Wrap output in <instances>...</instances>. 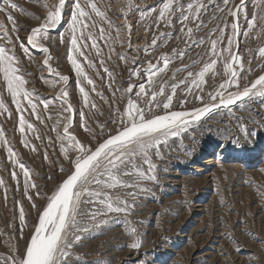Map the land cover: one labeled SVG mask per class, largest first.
<instances>
[{
  "label": "snow or ice",
  "instance_id": "1",
  "mask_svg": "<svg viewBox=\"0 0 264 264\" xmlns=\"http://www.w3.org/2000/svg\"><path fill=\"white\" fill-rule=\"evenodd\" d=\"M133 7L129 3V11L124 12L123 22L116 24L101 10L97 0H56L55 3L44 4L46 12L38 18L37 26L27 29L29 34L22 38L19 36L16 18L12 15V10L18 9L19 5L14 0H0V12L5 13L6 20L11 23V27L0 23V116L9 120L15 115V123L22 137L20 143L31 151L37 150L26 134L34 133L35 139L41 142L43 137L29 118L34 117L35 120L45 123L47 119H52V116L44 115L48 111L49 102L43 101L41 109V101L37 98L35 90L28 88L29 80L26 76L31 74L24 67L22 57L32 59L30 48L43 53V64L49 68V73L55 74L64 85L57 97L60 107L54 125L56 137L55 140L49 137L48 144L54 148L58 144V155L67 162V167H59L58 172L62 175L51 193L40 190V185L30 179L31 170L20 160L19 153L0 124V147L6 149L7 159L13 165L11 178L17 186L20 185L19 174L15 171L19 168L23 176L22 196L30 203L31 208L36 210L35 222L29 225V214L26 213L22 201H15L18 224H14L13 228L18 231L15 236L8 237L9 240L15 239V244H9L6 251L0 253V264H77L78 257L74 259V253L82 246L85 237L107 226L112 218L129 214L135 206L136 189L142 192L150 191L146 187L142 188L138 181L157 180V165L153 163L152 156L162 158L161 149L169 143L170 138L181 137L191 126L199 125L221 108L230 109L246 100L264 98V46L258 48L260 63L257 67L262 69L261 74L252 80L245 75L246 72H253L252 60L247 61L246 68L245 57L239 49L241 36L254 39L264 33V0H257L260 14L257 15L254 11L250 19L246 0H239L238 4L235 0H222V4L218 0H156L147 10L136 9L139 13L138 22H143L146 18L151 21L144 23L145 32L151 30L154 33L150 45L143 48L146 57L151 56L158 41L166 43V38L173 35L172 32L164 31L156 35V31L161 27L173 29L176 24L180 25L178 32L183 36L188 49L207 45L205 54L208 59L203 63V67L198 72L188 70L189 65L176 69V72L186 71L187 75L177 81L174 72V82L171 84L167 81L158 82L155 78L158 73L166 72L174 59H183L186 50L173 49L172 56H160L157 64H153L149 58L146 60V67H142L145 61L139 55L130 56L116 51L117 44L120 47L125 46V39L128 41L127 47L132 48L130 38L133 25L128 17L135 15L131 11ZM209 11L213 12L212 19H217V13L220 14L222 26L218 23L205 36L196 38L194 34L206 27L202 17ZM241 17L247 21V29L243 32L239 23ZM60 28L64 31L58 33V42L67 45L66 58L76 76L79 92L77 106L69 99V77L56 72L50 65V33ZM125 30L127 37L122 35ZM12 33L16 35L13 36ZM86 49L88 52L94 51L95 56L99 58L100 67L107 74L111 98L105 97L103 91L97 90L96 81L88 75L80 62L79 58L82 57L87 60L89 68H96ZM105 49L108 60L115 54L120 61L136 65L128 69L127 88H113L114 76L106 65ZM135 51L139 53L140 49ZM247 51L251 52L252 49ZM218 62L223 65V75L227 79L220 83L217 89L205 95V76L209 72L216 74ZM96 74L99 76V71ZM136 81L142 82L137 84ZM244 81L247 82L241 86ZM117 91L120 92L119 97L116 95ZM91 93H95L109 108V115L103 122L95 120L94 126L90 121L97 115L103 116L104 113L91 98ZM189 97L199 101V105L193 104L192 108H187L186 105L191 102ZM6 98H10V103H6ZM261 103L264 106V101ZM176 105H179V108ZM81 129L86 136L82 134ZM244 132L246 135H257L255 129L249 133L245 128ZM44 158L50 159L47 151ZM138 161H142L146 166L147 174L141 170ZM126 177H135V181L130 182ZM48 179L52 177L49 176ZM124 189L133 191H114ZM0 190L4 202L7 203L8 184L2 177ZM127 197H131L132 202H129ZM35 198L43 199L44 204L38 205ZM25 228H28L27 233ZM131 232L135 233L136 229H131ZM4 235L6 234L0 233V237ZM230 239L238 245L235 251L242 252L239 241L234 237ZM256 240L258 243H264L259 236ZM126 246L139 250L142 241L135 237ZM256 258L259 259V256Z\"/></svg>",
  "mask_w": 264,
  "mask_h": 264
},
{
  "label": "rangeland",
  "instance_id": "2",
  "mask_svg": "<svg viewBox=\"0 0 264 264\" xmlns=\"http://www.w3.org/2000/svg\"><path fill=\"white\" fill-rule=\"evenodd\" d=\"M14 2L19 5V8L12 10V15L16 18L19 36L25 38L29 34L27 29L37 26L38 18L46 12L44 4H52L56 0H14ZM97 2L101 10L105 11L106 15L116 24L123 22V14L129 11V3L134 6L131 11L135 15L128 17L133 25L130 38L132 48L127 47L128 41L125 39V46L120 47L117 44L116 51L127 53L130 56L139 55L145 61L142 67L147 66L146 60L149 58L153 64H157L160 56H172L173 49L186 50L183 59H174L166 72L157 74L155 79L158 82L173 83L174 72L176 73L175 80L183 79L187 72H176V69L189 65L188 70L198 72L208 59L205 54L206 44L187 48L183 36L178 32L179 24H176L173 29L161 27L157 30L156 35L161 31L172 32L173 35L166 38V43L158 41L151 56H145L143 48L150 45L154 33L151 30L145 32L144 23H151V21L146 18L145 21L138 22L139 13L136 9L147 10L155 4L156 0H97ZM218 2L222 4V0ZM235 3L238 4L239 0H235ZM246 8L249 19L254 11L257 15L260 14L257 0H246ZM212 15L213 12L209 11L202 17L206 27L194 34L196 38L205 36L210 29L221 23L219 13H217V19H212ZM97 20L99 21V18ZM0 23L11 27V23L6 20V14L3 12H0ZM239 23L241 32L247 29V21L243 17ZM63 31L64 29L60 28L50 33L51 40L48 42L49 55L52 57L50 65L56 72L69 77L67 84L69 99L74 106H77L79 92L75 72L66 58L67 45L58 42V33ZM253 32L255 33L256 30L254 29ZM12 35L16 34L12 33ZM122 35L127 37V30ZM101 44L103 45V42ZM260 46H264V33H260L254 39L243 36L240 38L239 49L245 57L246 68L248 67L247 61L252 60L253 72L245 73L249 80L255 79L262 71L257 67L260 63L258 59ZM249 48L252 49L251 52L247 51ZM136 49H140L139 53L135 51ZM85 51L88 52L87 49ZM17 52L19 54V49ZM88 54L96 64V68H89L87 60L82 57L79 58L80 62L88 75L96 81L97 90L103 91L105 97L111 98L112 92L108 88L107 74L100 67L99 58L95 56L94 51ZM30 55L31 60L22 57L24 67L31 74L26 76L29 80L27 86L35 90L37 98L41 101V109L43 101L49 102L48 111L44 115L52 116V119H47L45 123L35 120L34 117L29 118L39 129L43 142L35 139L34 133L28 132L26 135L30 142L36 145L37 150L31 151L25 148L20 143L22 137L15 123V115L9 120L0 116V124L3 125L12 146L19 153L20 160L31 170L30 179L40 185V190L50 194L62 175L58 172L59 167L61 165L67 167V162L58 155V144L55 148L48 144L49 137L53 140L56 137L54 125L60 107L57 97L64 85L55 74H50L49 68L43 64L45 59L43 53L30 48ZM105 61L107 67L113 72V88L117 86L121 89L127 88L128 69L136 65L120 61L115 54L112 55L111 60H108L107 49H105ZM160 65L162 67V62ZM97 71L100 73L99 76L96 74ZM225 79L227 77L223 75V65L218 62L216 74L209 72L205 76L204 94L207 95L217 89ZM140 82L142 81H136L137 84ZM246 82H242L241 86ZM88 87L91 88V86ZM136 90L138 89H134ZM232 90L234 91L235 88ZM177 91L179 94L180 89ZM4 95L7 97L6 93ZM116 95L119 97L120 92L117 91ZM91 98L97 102L104 113L103 116L97 115L93 121H90L94 126L95 120L104 121L109 115V108L99 97L95 96V93H91ZM189 99L191 102L186 105L187 108H192L193 104L199 105V101L191 97ZM261 101H264V98L257 97L255 100H246L243 104L234 105L230 109L221 108L199 125L191 126L182 133L181 137L170 138L169 143L161 149L162 158L152 156L153 163L157 165L155 169L157 180L138 181L142 188L146 187L150 191L142 192L136 189L135 206L129 214L114 217L98 232L88 234L82 246L74 253L73 258L78 257L77 264H86V262H98V264H264V251H262L264 243H258L256 240L257 236L264 240V106ZM6 103H10V98H6ZM175 103L176 100H174ZM176 106L179 108V105ZM76 119H78V114ZM245 128L249 133L255 129L257 135H246ZM80 131L83 135H87L82 129ZM45 151L49 154L50 159L48 160L44 158ZM221 154L224 158L218 159ZM207 158L214 159L212 162L214 166L200 172L192 169L201 166L200 162ZM247 160L251 161L247 162ZM138 163L141 170L147 174L148 170L142 161ZM12 169L13 165L7 159L6 149L0 147V177L8 184L7 203L4 202L2 190H0V233L6 234L0 237V253H4L9 244H15V239H8L9 236H15L18 231L13 228L14 224H18V209L15 201H22L26 213L29 214V225L35 222L36 210L32 209L30 203L22 196V173L19 168L15 169L20 179V185L17 186L10 175ZM49 176L52 179H48ZM125 179L130 182L135 181V177ZM46 185L47 188H45ZM114 191L127 192L133 189ZM35 199L38 205L44 204L43 199ZM127 199L132 202L131 197ZM133 228L136 229L135 233L131 232ZM24 231L27 233L28 228ZM135 237L142 241V247L139 250L126 246ZM230 237L239 241L242 252L235 251L238 245ZM222 253H228V255H222ZM257 256L259 259L256 258Z\"/></svg>",
  "mask_w": 264,
  "mask_h": 264
},
{
  "label": "bare ground",
  "instance_id": "3",
  "mask_svg": "<svg viewBox=\"0 0 264 264\" xmlns=\"http://www.w3.org/2000/svg\"><path fill=\"white\" fill-rule=\"evenodd\" d=\"M222 158H224V157L222 156V154L218 156V159H222ZM212 159H213V158H212ZM212 159H210V158L204 159L203 161L200 162V165H201V166H199V167H193L192 169H193L195 172H200V171L207 170L209 167L214 166V165L212 164V162H214V159H213V160H212ZM248 161L250 162L251 160H247V162H248ZM175 182H176V181H175ZM197 207H200V206L197 205ZM201 211H202V210H201Z\"/></svg>",
  "mask_w": 264,
  "mask_h": 264
}]
</instances>
